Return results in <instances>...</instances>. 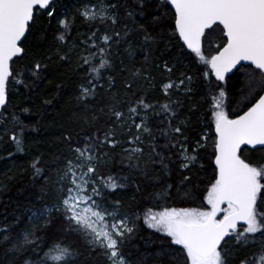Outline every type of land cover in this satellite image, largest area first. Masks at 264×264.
Here are the masks:
<instances>
[{
  "label": "snow or ice",
  "instance_id": "1",
  "mask_svg": "<svg viewBox=\"0 0 264 264\" xmlns=\"http://www.w3.org/2000/svg\"><path fill=\"white\" fill-rule=\"evenodd\" d=\"M132 3L144 6V0ZM122 8L126 17L134 15L128 0H87L71 17L67 5H60V0H0V117L7 112L10 93L18 91L17 85L29 87L30 77L40 79L53 58L34 55L27 65L18 64L27 57L30 38H34L38 24L47 32L48 25L55 21L56 57L62 62L75 60L77 68L85 70L87 79L81 85L78 100L86 110V124H94L98 119L94 113L89 119V101L97 99L98 90L109 93L106 105L99 109L104 112L107 108L105 126L97 127L75 145L71 134L65 137L69 155L54 178L38 167L39 157L33 161V177H43L46 187L42 193L54 195L55 203L33 211L32 227L15 240L4 229L3 241L11 240L14 256L31 253L22 264H77L80 246L70 239L72 236L83 240L90 250H99L107 264H131L123 246L137 225L131 217L120 213V201L109 207L103 191L126 187L123 181L127 177L100 173L111 159L105 149H115L120 144L118 132L123 135L134 127L136 134L128 137L126 143L130 147L122 148V155L129 161H139L143 148L133 145L143 144L144 134L154 137V129L148 123L150 117L161 118L157 125L166 123V127L157 126L155 131L169 141L179 137L188 140L184 136L187 122L172 123L182 106L179 97H173L181 90L192 91V77L181 72L173 78L181 61L176 58L170 62L163 53L155 56L151 46L157 44L156 35L141 29L143 70H131L121 82L122 92L116 89V78L111 74L116 67L113 57L120 55L122 44L127 45L124 51L129 57L133 55L127 25L123 33L116 29ZM77 18L88 25L89 31L72 39ZM155 19L160 25L157 35L167 34L169 44L175 41L173 46L179 47L181 56H191L193 63L203 65L204 99L214 129L210 157L213 175L200 206H168L174 186L166 184L161 191L151 194L158 210L149 207L142 218L149 229L166 238L167 248L159 255H167V264H232L226 237L244 248L258 239L264 241V158L253 162L245 155L249 150L246 146H261L259 150L264 151V94L256 95L258 91L264 92V0H159ZM169 50L166 45L165 51ZM120 64L123 66V59ZM152 68L167 74L159 85ZM234 70L246 72L249 83L255 82V87L245 97L253 102L242 115L233 118L229 113L226 78ZM121 71L128 70L122 67ZM157 87L165 102L150 103L147 93ZM129 95L134 99L129 101ZM24 127L15 115L11 120L4 118L0 122V141L8 137L16 152L23 154ZM17 128L20 131H15ZM208 139L207 134L203 135L190 151L180 144L182 170L199 163L200 149L208 147ZM150 146L155 151V144ZM156 156L167 170L165 157L160 152ZM135 166L139 167V163ZM190 179L188 175L183 177L185 182ZM189 195L185 192V196ZM54 211L60 214L64 226L52 236L37 235L52 223ZM136 219H141V215ZM239 264H264V243L251 258L241 259Z\"/></svg>",
  "mask_w": 264,
  "mask_h": 264
},
{
  "label": "trees",
  "instance_id": "2",
  "mask_svg": "<svg viewBox=\"0 0 264 264\" xmlns=\"http://www.w3.org/2000/svg\"><path fill=\"white\" fill-rule=\"evenodd\" d=\"M86 2L87 0H60V5H67V13L71 17L76 9ZM158 5L159 0H144V6L141 8L138 4H133L132 0H128V6L134 10L132 17H126L125 10L121 9L120 23L116 25V29L123 33L124 26L127 25L130 30L129 41L132 44L133 55L129 57L128 53L124 51L127 45L122 44L119 49L120 55L113 57L116 67L111 74L116 78V89H120L122 92V80L131 70L142 69L144 64V52L141 50L144 32L141 29L156 35L157 44L151 46L155 56L159 57L163 53L166 59H170V62H174L176 58L181 61L173 78L178 77L181 72H186L192 77V91L185 93L181 90L173 97L174 99L179 97L182 106L178 109V116L172 123L187 122L184 136H187L188 140L185 142L183 137H179L169 141L160 132L155 131L157 126L166 127V123L157 125L161 118L150 117L148 123L154 129V137L144 134V143L133 145L143 148L144 154L139 161L135 159L129 161L122 155V148L130 147L126 143L128 137L136 134L134 127L131 132H124L123 135L118 132L117 138L120 140V144L115 149H105L111 159L107 166L99 170L100 173L104 176L112 173L127 177V180L123 181L126 187L118 188L115 191L108 189H103V191L108 206L111 207L115 201H120V213L131 217L137 225L133 236L123 246L131 264H167L168 262L167 255H159L162 249L167 248L166 238L149 229L142 218V214L147 208L158 210L151 194L161 191L164 185L171 184L174 187L171 198L167 201L168 206L198 207L202 204V197L213 175V164L210 157L214 129L210 126L209 105L204 99V81L201 75L203 65L193 63L191 56H181L179 47L173 46L175 41L173 44H169L167 34L157 35L160 33L159 22L155 19ZM57 26L53 21L51 25H48L47 32H44L43 25H37V29L34 30V38H30L28 55L23 61H18V64L27 65L34 55L41 59L47 55H51L53 58L48 61V67L43 71L40 79L30 77L29 87L17 85L18 91L10 93L6 106L7 112L0 117L2 122L4 118L11 120L15 115L23 125H26L23 128L26 149L23 154L16 152L8 137H4L0 141V264H22L23 260L30 258V252L22 256H14L10 249L11 240L20 237L25 229L32 227L30 221L33 219V211L55 203L54 195L42 193V189L46 187L43 177H33L31 166L33 161L39 157L38 167L47 176L54 178L56 170L63 165L64 158L69 155L68 142L65 137L71 134L72 144L75 145L83 136L93 132L97 127L105 126V122L108 121L107 108L105 107L104 112H100L99 109L106 105L109 93L98 90L97 99L89 101L87 109L89 119L93 113L98 119L94 124L84 122L86 110L78 97L81 85L87 79L86 73L84 68H77L75 60L62 62L56 57L55 45L58 42L55 40L54 33ZM88 31V25L77 18L72 30V39H77L80 33ZM170 31L171 29H169ZM166 45L170 49L169 51H165ZM184 51L187 52L186 49ZM208 51V45L205 44L206 54ZM121 59L124 61L123 66L120 64ZM122 67L128 71L122 72ZM151 71L156 77L157 85L167 75L160 73L155 68H152ZM106 79L107 75H105ZM212 79L214 80V77ZM252 87H255V82L250 84L247 73L243 71H236L227 79L229 113L233 118L246 111V106L253 102L245 99ZM262 93L258 91L256 95ZM133 99V96H128L129 101ZM165 99L158 87L147 93V100L150 103L156 101L163 103ZM124 109L127 115L126 103ZM15 131H20V129L17 128ZM205 134L209 137L208 147L200 149L199 163L190 169L182 170L179 159L180 144H185L190 151L195 146V142ZM151 143L155 144V151L150 146ZM172 143H176L177 146L172 147ZM156 152H160L165 157V163L168 164L167 170L160 164V157L156 156ZM245 155L253 162H258L264 158V151L249 149ZM137 163H139V167L135 166ZM185 175L191 178L187 182L183 181ZM185 192L190 195L185 196ZM137 215H141V219L137 220ZM63 226L64 221L60 214L54 211L52 223L39 231L37 235L52 236ZM4 229H7V234L11 238L9 242L3 241ZM70 239L80 246L81 256L77 264H107L99 250H90L83 240L74 236ZM226 240L229 241L228 249L232 264H239L241 259L251 258L252 254L258 251L260 244L264 243L258 239L255 244L250 242L249 246L244 248L236 245L234 240L229 238Z\"/></svg>",
  "mask_w": 264,
  "mask_h": 264
},
{
  "label": "water",
  "instance_id": "3",
  "mask_svg": "<svg viewBox=\"0 0 264 264\" xmlns=\"http://www.w3.org/2000/svg\"><path fill=\"white\" fill-rule=\"evenodd\" d=\"M239 67V66H238ZM236 72V70H234V73ZM233 75V73H230L229 74V77L230 76H232ZM228 78H226V80H227ZM262 94H264V92L262 93ZM7 106V105H6ZM243 114V113H242ZM242 114H240V115H242ZM1 122V121H0ZM246 148H248V149H250V150H256V149H251V146H246ZM261 148V146H257V149H260ZM226 239H227V237H226Z\"/></svg>",
  "mask_w": 264,
  "mask_h": 264
}]
</instances>
